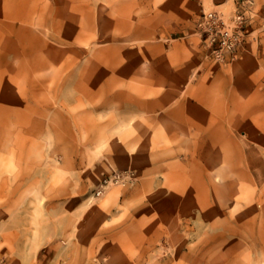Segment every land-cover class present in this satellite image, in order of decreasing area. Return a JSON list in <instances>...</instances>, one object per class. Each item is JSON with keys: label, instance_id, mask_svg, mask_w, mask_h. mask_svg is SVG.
Segmentation results:
<instances>
[{"label": "rangeland", "instance_id": "rangeland-1", "mask_svg": "<svg viewBox=\"0 0 264 264\" xmlns=\"http://www.w3.org/2000/svg\"><path fill=\"white\" fill-rule=\"evenodd\" d=\"M0 264H264V0H0Z\"/></svg>", "mask_w": 264, "mask_h": 264}, {"label": "built area", "instance_id": "built-area-1", "mask_svg": "<svg viewBox=\"0 0 264 264\" xmlns=\"http://www.w3.org/2000/svg\"><path fill=\"white\" fill-rule=\"evenodd\" d=\"M251 10L250 4H247ZM248 11V12H249ZM245 10L239 11L231 20L218 12L206 14L199 24L205 36V44L209 55L218 60H234L238 57L249 26V16ZM115 179H119L115 175Z\"/></svg>", "mask_w": 264, "mask_h": 264}]
</instances>
